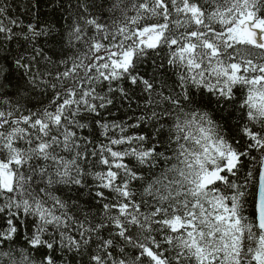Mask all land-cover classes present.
Returning a JSON list of instances; mask_svg holds the SVG:
<instances>
[{"label": "snow or ice", "instance_id": "obj_1", "mask_svg": "<svg viewBox=\"0 0 264 264\" xmlns=\"http://www.w3.org/2000/svg\"><path fill=\"white\" fill-rule=\"evenodd\" d=\"M40 2L0 0V264H264V0Z\"/></svg>", "mask_w": 264, "mask_h": 264}, {"label": "trees", "instance_id": "obj_2", "mask_svg": "<svg viewBox=\"0 0 264 264\" xmlns=\"http://www.w3.org/2000/svg\"><path fill=\"white\" fill-rule=\"evenodd\" d=\"M26 0H15L14 8L15 11L13 12V15L19 16L20 19H22L25 23H28L31 20V17L24 13V4ZM62 0H41L40 6H39V18L41 21H53V22H59V24H63V17L66 15V13L63 11V9L60 7ZM66 4V0H63ZM73 3H75V0H73ZM35 11V9L33 10ZM150 70L151 68V61L145 66ZM138 91V89H137ZM112 112L114 113L113 119H127L128 117L132 115H139V111L136 110V103L135 101L132 104V109L129 110L127 106L119 107V110L117 108H113ZM107 115V114H105Z\"/></svg>", "mask_w": 264, "mask_h": 264}]
</instances>
